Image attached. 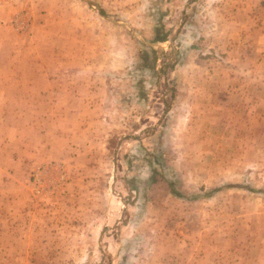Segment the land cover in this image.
Masks as SVG:
<instances>
[{
	"label": "rangeland",
	"instance_id": "obj_1",
	"mask_svg": "<svg viewBox=\"0 0 264 264\" xmlns=\"http://www.w3.org/2000/svg\"><path fill=\"white\" fill-rule=\"evenodd\" d=\"M261 20L264 0H0V264H264Z\"/></svg>",
	"mask_w": 264,
	"mask_h": 264
},
{
	"label": "crops",
	"instance_id": "obj_2",
	"mask_svg": "<svg viewBox=\"0 0 264 264\" xmlns=\"http://www.w3.org/2000/svg\"><path fill=\"white\" fill-rule=\"evenodd\" d=\"M259 24H264V20H261L260 22H259ZM253 32L255 33L254 35H255V37L257 36V43L258 44H260L259 42H261V40H263L264 41V28L262 27V26H258V29H254L253 30ZM256 50H259V47H257L256 48ZM253 53L254 52H256L255 53V56L256 55H259V56H261V51H252ZM263 54H264V52H263ZM204 60H207V59H202L201 60V62H203ZM201 62H195L197 65H198V63H200V65L201 64H204V63H201ZM196 65V66H197ZM190 71H192V70H190ZM240 84L241 85H245L246 83H243V82H240ZM184 87L186 86L187 87V89H188V92L190 91V89H192V91H193V93H195V91L194 90H198L197 89V86H198V82L197 81H189L188 83H187V85L186 84H184L183 85ZM256 86H261V83H256ZM179 89L180 90H183L180 86H179ZM187 92V91H186ZM199 99H201V100H203V101H201V103H200V105H198L199 107L201 106V107H203L204 108V106H207L211 101L210 100H206V98L205 97H203V95H200L199 94ZM222 99H220V101H219V104H218V108H219V110L221 109V110H224L226 107L225 106H222ZM194 104V105H196V104H198V102H194L193 100L190 102V104ZM191 106V105H190ZM195 108V107H194ZM193 107L191 108V110H193L194 109ZM208 112H211V111H208ZM210 117V116H209ZM64 144V143H63ZM19 147V146H18ZM26 147H28V150H29V152H30V154L31 155H34V152L35 151H32V150H34L33 149V147H31V146H26ZM23 149H22V153H20V147L19 148H17L16 150H15V152L17 153V159L14 161V162H12L13 163V165H18V167H16V168H20L21 166H22V164H23V162H24V160L26 159L25 158V154L27 153V150H25L24 149V147H22ZM65 153H62V155L64 156V157H66L67 159H70V158H74L75 160H77L78 159V155L77 156H74L73 154H71V152H76V151H73V148H71V146H69V145H66L65 147ZM63 151V152H64ZM77 151H79V150H77ZM75 154H77V153H75ZM31 155H29V156H31ZM52 155V154H51ZM16 156V155H15ZM28 156V157H29ZM70 157V158H69ZM11 175H12V173H11ZM7 186V185H6ZM0 196H1V199H3V202H1V204H0V209H2L1 211H3V213H4V211H8L9 213H11V211L12 212H14V214L16 213V211L14 210H12V209H9V208H11V207H9V204H6V203H8L9 202V194H4V192H0ZM2 196H3V198H2ZM25 198V197H24ZM24 198L22 199V201H24ZM11 199H13V200H11L12 202H16V201H18L20 198H18V200H16L15 198H11ZM14 214H12V215H14ZM12 215H10V216H12ZM3 231H4V229H3ZM4 246V245H3ZM161 264V263H160ZM163 264H167V263H165V261H164V263Z\"/></svg>",
	"mask_w": 264,
	"mask_h": 264
}]
</instances>
